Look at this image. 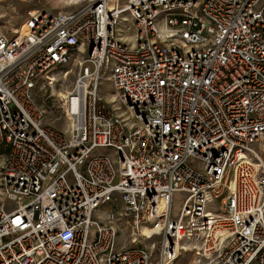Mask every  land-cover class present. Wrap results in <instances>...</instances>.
Wrapping results in <instances>:
<instances>
[{
  "label": "built area",
  "instance_id": "1",
  "mask_svg": "<svg viewBox=\"0 0 264 264\" xmlns=\"http://www.w3.org/2000/svg\"><path fill=\"white\" fill-rule=\"evenodd\" d=\"M23 25L0 33V264H264V0H89ZM71 61L68 136L36 89Z\"/></svg>",
  "mask_w": 264,
  "mask_h": 264
},
{
  "label": "rangeland",
  "instance_id": "2",
  "mask_svg": "<svg viewBox=\"0 0 264 264\" xmlns=\"http://www.w3.org/2000/svg\"><path fill=\"white\" fill-rule=\"evenodd\" d=\"M89 0H5L0 4V33L11 35L19 33L23 23L29 12L35 10H48L52 12H70L74 11ZM127 35H131L129 32ZM67 74V75H66ZM49 80L41 82L36 89V100L44 110L43 122L47 126H51L66 135H70V122L65 117L60 108L61 95L68 92L74 85L78 75V67L75 61H71L65 66L54 68L49 74ZM60 94V95H59ZM101 94L106 102L111 106L113 104V94L108 84H105L101 90ZM5 151L0 150V166L3 163ZM3 190L0 181V199L3 197ZM184 196L176 193L172 197L173 216L177 215L183 204ZM3 204L6 209H11L14 204L10 200H5ZM118 242L123 246H128L133 235L130 224L121 222L119 225ZM144 228V227H142ZM142 228H140V241L145 245L153 244V258L156 259L160 252V243L162 236L151 233V238L147 241V237L143 236ZM149 229V228H147ZM150 230V229H149ZM151 231V230H150ZM142 236V237H141ZM196 257L191 254H182L173 264H195ZM206 260H202L205 264Z\"/></svg>",
  "mask_w": 264,
  "mask_h": 264
},
{
  "label": "bare ground",
  "instance_id": "3",
  "mask_svg": "<svg viewBox=\"0 0 264 264\" xmlns=\"http://www.w3.org/2000/svg\"><path fill=\"white\" fill-rule=\"evenodd\" d=\"M19 33L21 35L26 34V27L23 26L21 31H19ZM67 75V74H66ZM60 95V94H59ZM66 95L63 94L60 97L64 98ZM67 111H68V116L72 119V121H70L69 118V122H70V128L76 129L81 121V109H80V105L78 103V99L76 98H72L70 100V103L68 104V106L66 107ZM142 232H143V236H146L147 238H150L151 233L156 234L154 231H150L147 228H142Z\"/></svg>",
  "mask_w": 264,
  "mask_h": 264
}]
</instances>
